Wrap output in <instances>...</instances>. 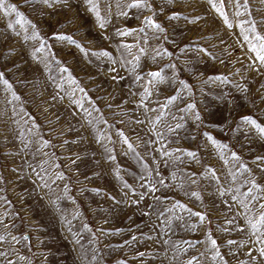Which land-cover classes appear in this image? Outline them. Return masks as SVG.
<instances>
[{
	"label": "rangeland",
	"instance_id": "obj_1",
	"mask_svg": "<svg viewBox=\"0 0 264 264\" xmlns=\"http://www.w3.org/2000/svg\"><path fill=\"white\" fill-rule=\"evenodd\" d=\"M93 2L103 27L85 0H4L22 18L0 12V73L11 85L0 83V234L7 233L0 264H185L193 256L222 264L209 237L224 264H264L255 248L248 252L264 233H250L239 203L248 172H237L230 155L264 182V162L255 159L264 156V137L240 119L264 125V65L245 40L260 43L250 23L264 35V0H248L239 16L234 4L244 0H214L232 27L208 0H147L151 9ZM123 28L135 31L117 35ZM152 71L165 79L149 77ZM172 95L167 115L153 124ZM177 201L185 209L173 207ZM250 207L256 216L257 202Z\"/></svg>",
	"mask_w": 264,
	"mask_h": 264
},
{
	"label": "snow or ice",
	"instance_id": "obj_2",
	"mask_svg": "<svg viewBox=\"0 0 264 264\" xmlns=\"http://www.w3.org/2000/svg\"><path fill=\"white\" fill-rule=\"evenodd\" d=\"M43 2L45 4L49 3V0H43ZM209 4H211V6L221 15V17H223V22L228 26V27H232V23L229 21L227 15L224 12V7L222 4H217L214 2V0H208ZM85 3L89 4L90 6V11L96 16L97 18V22L100 24L101 27L104 26V20L101 18L100 15V10L98 7V3H94L93 0H85ZM228 3L231 5L233 3V0H228ZM119 7V5H117ZM152 5L147 3V0H130L129 3L126 4V8H149L151 9ZM234 7L236 9V15L239 16L240 13L243 11L245 13L248 12V0H244V4L243 6L240 3H235ZM0 12H4L5 14L9 13V12H13L16 13V16L18 19L22 18V14L16 11V6L13 4H7L5 5L4 0H0ZM118 15H124V12H118ZM176 14L173 13V16H175ZM249 15V19H251L250 13ZM196 19H199V17H196ZM145 21L148 23V25L159 31V32H163L164 29L161 27V25L159 23H157L151 16H147L145 17ZM240 23H243V21H241ZM8 27L11 28L12 24L9 23ZM249 28L252 31V33H254V40L259 41V45L257 46L256 43H253L252 40L249 39V37L247 35H245V40H248L249 42V47L252 49L253 52L256 53V59L259 61L260 65H264V35H261L259 32H257V28L255 23H250L249 24ZM133 31H135V29H131V28H123L122 30H117V35L119 36H125L127 34L132 33ZM241 32H244V29H241ZM54 35H56L54 33ZM32 36L33 37H37L38 33L35 30V25H33V32H32ZM28 37L26 36L25 39H27ZM59 38L61 39H66V40H70L72 43H76V41H72L71 37L68 36H60ZM79 47V45H77ZM121 46L124 48H129L130 45L125 44L123 41H121ZM81 51H83V49H81ZM140 51L142 52L143 49H140ZM163 52L165 55H171L170 52H168L167 49H163ZM104 55H108V53H103ZM156 55H160V52H157ZM138 59V57L136 58ZM174 67V66H172ZM65 71H67V69H64ZM149 77H156L159 78V80L163 81L165 79V77L160 73V71H152L148 73ZM71 79V78H70ZM136 79H140V76H137ZM0 83H3L4 85H6L8 87V90L11 91V85L8 83V81L4 78L3 73H0ZM180 84L183 85V88L185 90H190L189 89V85L181 80ZM57 87H59V85H57ZM181 91V89H177V92ZM145 93L146 94H150L148 93V89H145ZM11 95L15 98V99H19L18 96H16L15 92H12ZM166 99V103L163 105H158V107L161 109L160 110V115L155 117V119L153 121H151L153 124H155V121L160 119V116H165L167 115V113L163 110L164 108L168 107L169 104H171L173 101H175L177 99V97L175 95L172 96H168L165 98ZM147 107V106H146ZM194 105L192 104H188L186 105V109H191L193 108ZM195 119H199L198 114L195 116ZM242 121H244L246 124H250L252 125L258 132L259 134L264 137V125L260 124L257 122V120L253 119L252 116L250 115H245L242 116L240 118ZM182 125L181 124H176L175 127L176 129H179ZM119 135L121 136L123 142L125 144L128 145V149L132 150L133 146L132 144H130L127 140V138L124 136L123 132H119V130H117ZM167 131L169 133H171L173 131L172 127H168ZM153 134L160 137V139H163V136L161 135L160 132L155 131V127L153 128ZM205 136L208 137L209 140L212 141V143L218 148V149H224L226 148L225 145H222L219 141L214 140L208 133L204 134ZM47 143V142H45ZM27 146V145H25ZM156 147H160V145L157 143ZM175 151H185V150H180L177 149ZM139 154L137 153V156ZM162 155H169V152H162ZM187 155L189 157H193L195 154L191 151H187ZM232 160L234 162H238L239 163V167L236 168L237 172H240L241 170H244L246 172H248V177L245 178V183L250 185V187L247 189L246 192L243 193L244 199H240L239 203L241 204V206L244 208L245 212L242 213V215L245 216V225L247 226V228L249 229L251 234H257V233H264V182H260L257 180V178L252 175L251 170L248 169V166L242 162L241 157L235 152L232 151L230 153ZM111 158V157H110ZM221 158H223V153H221ZM256 160H260L262 162H264V156H257L255 157ZM45 163V161H41V164ZM207 167V166H205ZM145 171L147 173V175H152V172L150 170L147 169V167H145ZM209 172H213L214 174V170L209 168L208 169ZM158 175V173H157ZM193 175H195V173H193ZM2 179V178H0ZM173 179H175V175H173ZM233 179H235V176H233ZM194 182V181H191ZM159 183H163V181H159ZM145 184H147V186L151 189L152 192L156 191V188L151 185L147 180L145 181ZM179 186V185H178ZM130 187V186H129ZM221 192V194H223L224 189H220L219 190ZM193 196H198V193L193 192L192 193ZM250 196V199H248V197ZM141 199H143V197H141ZM238 197L237 196H232V200H237ZM131 203H136L135 200H131ZM253 202H257L258 207L260 208V211L258 212V214L256 216L251 215L252 213V208L250 207V205L253 204ZM179 206L181 209H185V205L180 204L179 201L176 202V205H173V207ZM149 207H151V205H149ZM167 211V209H166ZM188 211H191L190 209H188ZM5 215H7V213H5ZM145 215H148V213L146 212ZM193 215L199 216L200 220L202 221L204 219V214L200 213V212H195L193 213ZM226 223H229V221H226ZM241 227H244V225H236V229H239ZM224 231H228V229H224ZM7 235V233L4 234H0V241H3L5 239V236ZM12 240H15L16 237H11ZM209 242L210 245L212 247V249L214 250V256L219 257L220 261L222 262V264H224V259L222 256H220V252L217 248V242L215 239H212L211 237H209ZM227 244L229 245H244L245 241L244 240H240V241H235V240H228L226 241ZM259 244L260 247H256V244ZM255 248L256 252L259 253L260 257H264V236L261 235H257L256 236V241L253 242V247L248 248V252L251 253L253 251V249ZM0 255H3V253H0ZM251 260H255L256 257L253 256L250 258ZM9 264H11V262H9ZM185 264H199V261H197V258L195 256L191 257V259L186 260ZM238 264H246L245 261L241 260L238 262Z\"/></svg>",
	"mask_w": 264,
	"mask_h": 264
}]
</instances>
